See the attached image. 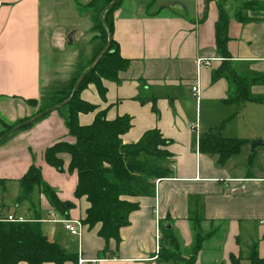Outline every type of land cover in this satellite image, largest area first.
Returning <instances> with one entry per match:
<instances>
[{"label":"crops","instance_id":"0c3cea01","mask_svg":"<svg viewBox=\"0 0 264 264\" xmlns=\"http://www.w3.org/2000/svg\"><path fill=\"white\" fill-rule=\"evenodd\" d=\"M250 1L257 7L244 11L247 20L228 13L229 58L223 59L215 42L216 0H120L113 12L112 37L128 66L116 80H103V96L93 84L80 91L79 98L94 109L80 113L78 121L88 125L98 114L106 120L129 116L131 125L121 135L123 143H135L147 131L158 130L170 140L171 157L164 162L170 173L154 181L149 195L130 198L139 207L120 229L118 241L102 239L98 224L84 225L78 238L57 221L42 222L47 238L76 256V261L64 264H180L159 256L160 248L173 250L160 229L166 224L183 257L191 253L197 234L207 235L195 254V264H251L254 255L264 260V0ZM41 9L42 0H0V112L9 118L0 119L5 123L18 117V105L23 108L18 102L41 99L44 83L68 86L81 62L77 52L64 53L61 65L42 76ZM198 58L208 64L198 65ZM222 67L244 78L250 95L263 102H224L236 86L227 73L213 78ZM61 68L69 74L64 80L58 73ZM194 86L198 95L192 92ZM58 119L51 114L25 132L38 139L34 128L48 129L36 162L30 157L34 153L30 143L0 142V170L5 172L0 179L4 186L18 182L36 164L59 198L74 204L70 213L83 218L88 205L84 197H74L77 176L68 169V156L61 155V170L43 157L46 146L73 141L63 119ZM223 122L219 135L245 143L220 165L217 155L199 150L198 142ZM254 139L263 144L251 151ZM14 155L19 159L11 162ZM6 201L0 197V218L8 214L44 218L55 212L41 194L38 210L27 202Z\"/></svg>","mask_w":264,"mask_h":264},{"label":"trees","instance_id":"16d2710c","mask_svg":"<svg viewBox=\"0 0 264 264\" xmlns=\"http://www.w3.org/2000/svg\"><path fill=\"white\" fill-rule=\"evenodd\" d=\"M113 1L105 0L96 26L100 30L101 39L104 40H102L100 49L103 50L109 42L106 51L97 63L84 73L72 98L65 97L62 104L60 102L63 100L53 104L56 106L53 110L60 113L67 128V134L73 137V141L59 140L46 146L43 151L45 162L57 170L62 169L64 162L61 155H68V169L75 171L77 176L74 197H84L88 205L81 224L88 227L98 224L97 233L105 241L110 239L118 241L120 229L129 224L130 214L139 207L138 203L131 201L130 198L149 195L154 189V181L169 175V167L164 165V162L168 157H171V153L167 150L170 140L163 138L158 130L147 131L135 143H123L121 135L131 125L129 116L106 120L103 114H98L92 123L79 124L78 115L94 109L93 105L79 98L80 91L87 85L93 84L103 96L105 91L103 80H116L118 72L128 66V60L119 54L118 45L112 37L113 12L118 7L120 0H115L112 3ZM217 6L216 48L223 59H228L229 15L219 4ZM256 7L255 1H246L241 9H236L234 17L239 21H245L247 17L244 11ZM225 73L236 86V91L224 102H263L250 95L249 83L244 78L235 75L230 70L225 71L224 67L214 71L213 78L223 77ZM78 77L80 74H74L72 81ZM63 109L66 110V113L63 112ZM0 122L4 126L11 127L6 131H1L0 138L16 126H11L1 119ZM30 125L31 123H27L20 128ZM223 125L224 122L216 127L215 133L210 131L201 136L198 142L201 152L217 155V162H224L230 156L238 153L242 144L245 143V140L229 139L219 135V130ZM2 140L0 139V142ZM3 184V180L0 179L2 187ZM18 185L19 193L16 197L18 203L29 200L31 206L34 205L32 196L36 192L46 198L49 206L60 217H70L69 211L74 207V204L59 198L56 191L43 179L41 168L36 164H31L27 168L24 175L18 179ZM32 209L36 210L35 207ZM32 218L33 221L25 222L0 220V264H18L21 261L27 264H43L44 262L64 264L66 261H76L75 255L68 254L59 244L47 238L41 229L42 222L38 221L41 218L38 214ZM160 229L170 246L176 249L178 245L172 230L166 229L165 225L160 226ZM206 237L207 235H196L193 253L189 257L180 256L179 253L177 255L165 248H160L159 256L180 264H195V254ZM251 264H264V260L254 255Z\"/></svg>","mask_w":264,"mask_h":264},{"label":"rangeland","instance_id":"374dc122","mask_svg":"<svg viewBox=\"0 0 264 264\" xmlns=\"http://www.w3.org/2000/svg\"><path fill=\"white\" fill-rule=\"evenodd\" d=\"M246 1H250V0H216V3L219 4L221 8L227 12V14L231 13L234 16V12L236 11V9L237 10L241 9L246 4ZM91 2H93V4H91ZM104 2L105 0H42L41 71L43 77H45L49 72L54 70V68L56 69V67L61 65V60L64 53L77 52L80 55L81 62L76 66V72L74 73L75 75L80 74V76L84 73L86 69H88L96 61V59L99 56L101 57L103 55V53L106 50L103 51L104 49L101 50L100 48L104 40L101 39L100 30L96 28V26L98 25L100 13H101L100 10ZM152 5L153 4H150V6ZM54 29L56 31L53 33ZM58 73H60V78L62 80H64L66 75H69L65 68L63 69L61 68V70H59ZM78 79L79 77L71 81L68 86L64 84L47 86L44 83L41 99L31 102H27V101H24L23 103L18 102L19 104H22L23 108L20 107L21 105H18V110H19L18 117L14 119L12 122H8V124L11 126L21 124L41 114L43 111L47 110L50 106H53V104H55L57 101L59 102L63 100V98L65 97L71 98L70 96L72 94V90ZM64 101L65 100L61 101L60 103ZM15 111H17V109H14V112ZM63 112L66 113V110L63 109ZM54 113L58 115L59 117L58 120L60 121L62 117L60 116V113L57 110L49 111L47 115L45 116L42 115L43 116L42 119L41 118L33 119V121L30 122L31 123L30 126L19 128L17 131L14 132V134L12 133L13 135L11 134L7 138L3 139L1 142L4 143V145L10 144V146H13V144L20 143L21 141H24V143H30L31 145H33V149H34L33 151L34 153L31 154L30 157L36 162L38 160V152L40 151L39 147L43 145L42 141L47 139L45 138L46 136L44 135V133H46L48 129L46 130V132H44L45 127L43 128L41 126L35 127L34 131L32 132L33 135L35 136L38 135L39 137H41L38 139L35 138L31 139L28 133L25 132H27L34 124L42 121L44 118H47V116H50L51 114ZM0 117L4 119L6 122L9 119L8 116L3 114L2 112H0ZM9 128L11 127H7L6 125L3 126L0 122V132L3 130L6 131ZM39 131H41L42 133ZM20 133H24V134H20ZM64 155L68 156L66 154H63V156ZM11 156L12 155H10L9 157L11 158ZM18 159L19 157L14 155L11 159V162L17 161ZM218 163L220 165H223L226 163V161L218 162ZM0 173L4 174L5 172L3 171V169H1ZM5 186L3 187L1 186L0 188V197L2 198L3 196V201H6L5 200L6 198L11 203L16 201L17 194L19 193L18 182H8L5 184ZM37 198H38V193L34 192L32 196L34 205H32V208L35 207V209L38 210ZM8 201H6L5 203H7ZM25 202H27V205H30L29 200H26ZM7 211L8 208L4 209L3 213L6 214ZM10 211H14L12 205H10ZM69 215L70 217L80 221L82 219L79 216L74 215V212L71 214L69 211ZM80 236L77 237L80 238ZM171 252L175 254L179 253L178 247L176 249L173 248ZM192 253H193V249L187 257L192 255Z\"/></svg>","mask_w":264,"mask_h":264},{"label":"built area","instance_id":"2783aa9c","mask_svg":"<svg viewBox=\"0 0 264 264\" xmlns=\"http://www.w3.org/2000/svg\"><path fill=\"white\" fill-rule=\"evenodd\" d=\"M197 64H208L207 59H202V58H198L197 60ZM192 92L194 93V95H198V90L197 87H193L192 88ZM0 220L2 221H8V222H25V221H33L34 219L32 217H26L25 215H20V214H8L6 217H2L0 218ZM38 221L40 222H60L63 224L64 228L66 231H68L71 235H75V236H80L81 231H82V224L80 220H77L75 218H64V217H60L57 216L55 214V212H51L48 214L47 217L44 218H40L38 219ZM156 237H159V230L157 229L156 231ZM80 262H82V260H80Z\"/></svg>","mask_w":264,"mask_h":264},{"label":"water","instance_id":"95a60500","mask_svg":"<svg viewBox=\"0 0 264 264\" xmlns=\"http://www.w3.org/2000/svg\"><path fill=\"white\" fill-rule=\"evenodd\" d=\"M114 1H115V0H114ZM114 1H113L112 3H114ZM108 45H109V42L107 43V45H106V47L104 48L103 51H105V50L107 49ZM99 58H100V56L96 59V61H95V62H94V63H93L88 69H90L91 67H93V66L97 63V61L99 60ZM88 69H86V70L84 71V73H85ZM84 73H83V74L79 77V79L77 80V82H76V84H75V86H74V88H73V90H72V94H71V96H70L71 98H72V96L74 95V93H75V91H76V89H77V87H78V85H79V83H80V81H81V79H82ZM71 98H69V99H71ZM61 104H62V103H61ZM61 104H60V105H61ZM55 107H56V106H53V107H51V108H48L47 110L43 111L41 114L35 116L34 118H32V119H30V120H27V121H25V122H23V123H21V124L16 125L14 128H12L8 133H6V134H5L4 136H2L0 139H5V138H7V137L10 136L12 133H14L15 131H17L20 127H22L24 124L30 123L31 121H33V119L40 118L42 115H44V114H46L47 112L53 110ZM262 144H263V142H262L261 140H259V139L251 140V141H250V149H251V151H253V149H254L255 147H257L258 145H262ZM165 228H166V229H169V228H170V224H166V225H165Z\"/></svg>","mask_w":264,"mask_h":264}]
</instances>
